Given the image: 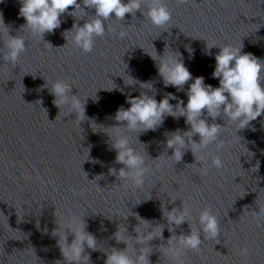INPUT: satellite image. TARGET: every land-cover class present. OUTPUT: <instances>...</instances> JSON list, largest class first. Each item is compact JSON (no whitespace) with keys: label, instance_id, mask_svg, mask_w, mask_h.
<instances>
[{"label":"water","instance_id":"1","mask_svg":"<svg viewBox=\"0 0 264 264\" xmlns=\"http://www.w3.org/2000/svg\"><path fill=\"white\" fill-rule=\"evenodd\" d=\"M164 2L171 12L170 29L152 25L140 11L134 18L126 14L124 20L108 19L105 24L115 31L109 30L97 37L90 53L74 45L71 33L65 34L67 41L62 35L72 28L75 19L67 13L61 17V26L53 33H46L43 39L21 29L25 20L18 15L20 0L0 3L10 35H22L27 40V48L15 65L5 62L0 51V264L63 261L57 238L51 236L55 208L60 221L69 215L85 216L88 231L96 236L100 248L86 249L91 253L92 264H104V251H111V247H125L110 237L120 217L131 215V211L164 223L166 242L171 233L160 207L167 199L164 192L190 205L196 227H199L198 214L206 207H211L219 221L218 239H204L201 234L204 241L199 250L183 253L185 264H264V219L257 221L252 212L264 209V189L259 191L264 188V114L252 121L250 127L240 130L239 137L234 125L225 126L220 134L224 145L219 151L215 144L209 145L206 152L219 155L223 161L220 169L211 165L210 158L198 160L200 166H197L190 150L180 162L167 157L172 155V149L165 152V133L190 127L184 117L177 120L168 116L156 131L139 136L145 145L136 140V133L130 134L133 146L145 155L151 166L142 187L125 189L108 174L110 167L119 169L123 165L115 163L116 153L108 150L106 134L93 133L91 123L115 125L119 122L110 117L121 105L125 108L130 105L120 91L109 92L103 88L112 87L114 82L126 93L139 95L138 85L125 87L118 76L125 70L141 81L152 80L158 101L165 93L173 92L187 103L188 84L180 92L174 87L164 88L153 60L142 49L154 54V44L157 53L162 55L167 42L173 50L184 53V62L193 77L202 75L205 83L214 87L219 85V80L211 76L215 57L203 54L206 42L238 47L242 41L243 52L264 59V0ZM147 7L145 3L142 12ZM86 11L94 14V9ZM86 19L91 16H85L78 23L83 25ZM120 31L127 33L123 39L119 37ZM187 44L195 49L194 59H189L185 51ZM3 48L0 41V50ZM219 50L211 49L213 54ZM44 79L49 85L65 80L72 85V94H77L81 101L89 97L85 105L86 119L81 121L84 117L80 112L69 114L71 109L66 106H61L59 112L48 89L41 88ZM95 93L100 98L98 102L91 98ZM176 102L170 101L173 105ZM216 122L224 124L221 119ZM193 139L198 141L199 136ZM94 159L103 163L93 164ZM257 163L259 168L255 167ZM203 168L207 171H202ZM101 173L104 178L96 182V176ZM150 196V200L136 205ZM180 204L177 200L166 207L170 210ZM127 223L134 235L132 228L138 221L129 216ZM45 226L48 233L42 231ZM175 232L189 234L187 222L175 227ZM151 244L150 264H174L165 250L158 247L160 240L154 239ZM244 247L248 248L247 255L241 254Z\"/></svg>","mask_w":264,"mask_h":264},{"label":"clouds","instance_id":"2","mask_svg":"<svg viewBox=\"0 0 264 264\" xmlns=\"http://www.w3.org/2000/svg\"><path fill=\"white\" fill-rule=\"evenodd\" d=\"M2 2L3 0H0V3ZM145 3L148 4L147 11L142 12V6ZM20 5L18 15L25 20L21 29H27L33 36L43 39L46 33H53L61 26L63 14L67 13L68 16L74 17L72 28L65 30L62 35L67 41L65 34L71 33L72 42L84 53L93 51L97 37H102L106 31H115L105 24L108 19L124 20L126 14H131L134 18L137 11H140L147 16L152 25L171 28V12L164 0H20ZM70 6H72L71 11H69ZM86 9H94V14L89 15ZM85 16H91V19H86L83 25H80L78 21ZM0 25L3 26L0 28V41L4 45V48L0 50L3 60L15 65L27 48V40L22 35H10V26L5 24L2 12H0ZM126 34L125 31H120L119 37L123 39ZM47 43L51 45L50 42ZM152 47L155 49L154 54L141 49L153 60L164 88L174 87L177 92H180L185 91L184 86L188 84L187 103L185 104L184 100L178 98L173 92L165 93L158 101L156 99L158 93L152 80L141 81L137 77L126 74L124 70V74L118 76L122 78L125 87L138 85L139 95L133 96L131 93H126L124 88L118 87L112 81V87L103 89L109 92L120 91L125 95V102L130 107L125 108L121 105L114 116L110 117L119 122L115 125L105 126L95 121L91 123L93 133L106 134L108 150L116 153L115 163L123 165L119 169L110 167L108 174L114 176L119 181L118 185L125 189L142 187L147 174L151 171L145 155L133 146L131 133H136V140L145 145L139 139L141 134L156 131L168 116L177 120L184 117L185 124L190 126L187 130L177 128L165 133V152L172 149V155H167V157L180 162L185 152L190 150L197 166H200L198 160L210 158L211 165L220 169L224 166L223 161L219 155L206 152L209 145L215 144L219 151L224 145L220 134L225 126L234 125L238 136L237 133L240 130L250 127L252 121L264 114V59L256 57L253 53L243 52L242 41L238 47L231 44L218 45L214 41L206 42L203 54L215 57V67L211 73L212 78L219 80V85L215 87L206 84L205 77L202 75L193 77L184 62V53L179 49L173 50L166 42L163 54L159 55L154 44ZM214 47L219 48V52L213 54L211 49ZM184 48L189 59H194L195 49L191 44L185 45ZM189 81H191L190 84ZM41 88L48 89L53 96L52 103L59 109V112L61 106H66L71 109L69 114L80 112L84 117L81 121L86 119L85 105L89 97L86 101H81L77 94H72L73 87L69 82L56 80L49 85L45 80ZM96 93L94 97H91L94 102L100 99ZM172 100L177 101L175 105L170 103ZM209 118L211 123H209ZM217 119L223 120L224 124L217 123ZM252 130H255L254 126ZM197 135L199 136L198 141L193 139ZM86 149H88L89 159L91 145ZM197 153L199 157L196 156ZM92 163L103 162L94 159ZM255 167L259 168V163ZM202 171L206 172L207 169L203 168ZM103 178L104 174L101 173L95 179L97 182ZM261 189L264 188H260L259 191ZM164 194L167 199L166 202L161 203L160 207L162 218L167 222V230L171 233L166 242L163 236L166 227L164 223L142 218L139 213L131 211V215L120 217L116 231L110 237L118 244L123 243L125 247L122 249L111 247V251H104L106 256L104 264H150L149 256L153 252L151 241L154 239L161 241L158 247L165 250L174 264H185V260L182 259L183 253L187 250H199L204 241L201 239V234L204 239H218L220 225L211 207H206L199 212L197 220L199 227H196L193 224L190 205L179 198L169 196L167 192ZM151 198L150 196L146 200H141L136 205ZM177 200L181 201L179 206H173L170 210L166 207V204L174 205ZM258 209V211H252L257 221L264 219V209ZM53 215L55 227L51 230V236L57 238L56 245L63 257V261L57 260L55 264H92L91 253L86 249L97 251L100 248L96 236L88 231L85 216L77 218L69 215L60 221L56 208ZM129 216H134L138 221L132 228L134 235L129 232L127 223ZM113 217L108 219L112 220ZM185 222H187L190 233L177 235L175 227ZM36 226L40 228L39 220ZM42 231L48 233L47 226ZM70 236L71 241H69ZM241 254L247 255L248 248H242Z\"/></svg>","mask_w":264,"mask_h":264}]
</instances>
